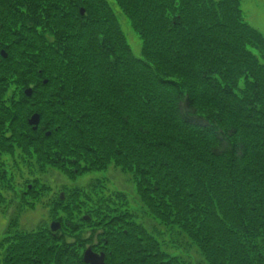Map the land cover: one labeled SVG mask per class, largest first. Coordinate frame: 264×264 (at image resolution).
I'll list each match as a JSON object with an SVG mask.
<instances>
[{
  "label": "trees",
  "instance_id": "16d2710c",
  "mask_svg": "<svg viewBox=\"0 0 264 264\" xmlns=\"http://www.w3.org/2000/svg\"><path fill=\"white\" fill-rule=\"evenodd\" d=\"M113 2L138 57L106 0H0V190L20 188L19 214L53 171L132 187L61 186L60 230L10 218L0 264H83L88 246L105 264H264L263 35L239 0Z\"/></svg>",
  "mask_w": 264,
  "mask_h": 264
},
{
  "label": "rangeland",
  "instance_id": "374dc122",
  "mask_svg": "<svg viewBox=\"0 0 264 264\" xmlns=\"http://www.w3.org/2000/svg\"><path fill=\"white\" fill-rule=\"evenodd\" d=\"M106 1L109 3L114 13L116 14L121 30L125 35V38L132 50V53L134 54V56L138 57L140 53L139 39L132 31V29L129 27L126 19L119 13L118 9L114 5L113 0H106ZM239 4H240V10L247 23H249V25L252 26L257 31H259L264 37V0H239ZM23 174H24V178L26 179L27 178L26 171H23ZM97 177L102 178L101 180L104 182L108 191L117 190L126 195H130L132 192V187L130 185V182L127 181V177H125L124 175H122L117 171H113V169H108L107 171L99 174H93L89 176L85 175L76 178V180L73 182L68 181L62 175L53 171L45 175L44 178H41L43 182L49 185L48 186L50 188L49 194L48 195L46 194L45 196H38L37 201L38 200L39 201L33 202L36 204H34L32 210L25 209L20 211L19 214H17L16 211L18 210L17 204L21 200V192H22L19 191L20 188L18 187L10 188V191H17L16 193L8 192V190L4 188L3 190H1L0 194L2 198L6 201V203L12 202V206H8L5 211L4 209L0 208V230H3L6 227L9 219L13 217L18 219L19 222L18 227H20V229L22 230L34 229V227L39 223H46V225H49L51 221H54L49 219L48 207H47V202H49L53 198L52 194L59 195V193L60 194L63 193L61 192V190H59L61 186H68L69 188L78 187L80 190L85 191L88 181H91ZM15 181L19 182V176H16ZM128 201H129V205L131 203V206L134 207V204L130 200ZM184 244L188 245L187 243ZM183 252L191 259L194 257L193 249L189 245L187 248L183 249ZM173 253H179V251L174 250Z\"/></svg>",
  "mask_w": 264,
  "mask_h": 264
},
{
  "label": "water",
  "instance_id": "95a60500",
  "mask_svg": "<svg viewBox=\"0 0 264 264\" xmlns=\"http://www.w3.org/2000/svg\"><path fill=\"white\" fill-rule=\"evenodd\" d=\"M81 14L83 15V11H81ZM3 57H5V55L3 54ZM24 94L26 96H30L31 95V90H25ZM28 124L30 126H32V129L35 130L36 127L39 124V117L37 114H34L30 117V119L28 120ZM48 135V133L46 134ZM62 197V196H61ZM50 229L52 231H56L59 229V225L58 223H52L50 226ZM83 261L85 264H104V257L103 254H94L92 253V251L90 249H87L83 255Z\"/></svg>",
  "mask_w": 264,
  "mask_h": 264
},
{
  "label": "flooded vegetation",
  "instance_id": "af4514ba",
  "mask_svg": "<svg viewBox=\"0 0 264 264\" xmlns=\"http://www.w3.org/2000/svg\"><path fill=\"white\" fill-rule=\"evenodd\" d=\"M8 192H10V189L8 190ZM94 250H95V249H94ZM94 250H93V251H94Z\"/></svg>",
  "mask_w": 264,
  "mask_h": 264
},
{
  "label": "clouds",
  "instance_id": "9594fccd",
  "mask_svg": "<svg viewBox=\"0 0 264 264\" xmlns=\"http://www.w3.org/2000/svg\"><path fill=\"white\" fill-rule=\"evenodd\" d=\"M226 149V148H225Z\"/></svg>",
  "mask_w": 264,
  "mask_h": 264
}]
</instances>
